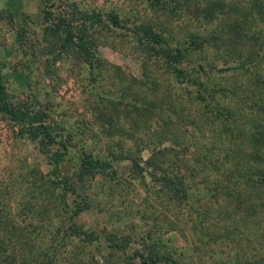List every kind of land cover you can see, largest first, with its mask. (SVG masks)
I'll use <instances>...</instances> for the list:
<instances>
[{
    "label": "rangeland",
    "instance_id": "rangeland-1",
    "mask_svg": "<svg viewBox=\"0 0 264 264\" xmlns=\"http://www.w3.org/2000/svg\"><path fill=\"white\" fill-rule=\"evenodd\" d=\"M237 1L0 0L7 98L44 110L67 145L55 169L62 142L20 133L0 111V217L26 220L24 233L37 246L21 247L18 262L142 264L143 255L162 264L159 255L171 254L181 264H264V113L241 102L242 91L237 97L222 89L235 92L231 84L247 67L237 68L241 56L253 49L241 26L258 20L254 0ZM227 28L236 45L228 41L215 53ZM181 40L182 48L199 42L197 51L182 49L183 62L207 64L191 74L212 92V103L226 105V120L216 107L205 114L187 105L185 115L166 109L167 100L192 96H182L177 64L161 53L166 45L180 50ZM259 57L264 64V50L252 64ZM85 156L106 165L80 178ZM173 174L181 177L179 192L160 181ZM224 190L238 191L243 203ZM77 206L84 209L70 221ZM30 222L44 223L35 240ZM69 225L61 244L44 247ZM72 226L83 233L74 235Z\"/></svg>",
    "mask_w": 264,
    "mask_h": 264
},
{
    "label": "trees",
    "instance_id": "trees-1",
    "mask_svg": "<svg viewBox=\"0 0 264 264\" xmlns=\"http://www.w3.org/2000/svg\"><path fill=\"white\" fill-rule=\"evenodd\" d=\"M254 1L255 2L252 4V6L256 5L259 8L258 9L255 6L253 9L254 14L258 16V20L253 19L250 22H247V23L245 22V24L241 26L244 31V36L253 40V49L246 56H241L242 58H246V59L243 61L242 65L238 66L237 68L238 69L245 68V64H247V67L236 75L237 77L236 81L239 83L236 84V81H235L234 83L231 84L232 87L235 88V92L230 91L226 88H222V89L223 91H226L225 93L227 94H233V93L237 94V97L240 96L239 92L242 91L244 93V96L242 97L241 102L243 101L244 104L248 105L249 108H254L256 109L258 114H261V113H264V64H261L260 57H259V62H256L255 64H252V63L255 62L260 51L264 50V0H254ZM237 2L239 3V1ZM242 2L243 0H241V3ZM241 7L242 9H245L243 5H241ZM247 11H248L247 14L250 15L249 14L251 12L250 9ZM47 13H48V17H50L49 12H46V14ZM108 18L114 24L116 25L119 24L118 18L114 13H111L110 15H108ZM61 21L64 22L63 20ZM57 25L58 24L56 23V26ZM65 25L69 27L67 23H65ZM121 27H125V26H121ZM231 30L232 28H227L226 33L225 31H222L224 35L219 36L218 38L215 39L216 41H214V44L216 47L215 49L217 50V52L215 53H220L219 49L222 48V45L226 46L228 41L231 45H236L235 40L228 39ZM70 34L71 32L69 33V35ZM153 37L155 38L156 35ZM152 41L160 42L158 38L153 39ZM185 41L186 40H181L179 42H176V43H180V46L178 47V49L180 50L173 51L172 47H170L169 45H166L165 48L164 47L162 48L161 53L163 54L165 62L168 63L169 61H175L174 63L177 64L175 65L173 69L174 71L177 72V74L180 77L182 76V79L184 80L181 82V84L183 85L181 87L182 96L184 95L183 92L191 93L192 96L191 98H188L189 101H186V102H181L180 100H177L174 98L167 100L166 109L168 110L167 104H169L170 110L172 112H175L176 110H178V108H181L182 110L181 113L185 115L186 111H183V110L187 109L188 107L187 105L195 104L196 106H198V109L202 110L205 114H207L208 112L211 113V111H213L214 108L216 107L215 114L218 115L221 120L223 119L226 120L227 117L225 116V113L221 111V108L226 109L225 107L226 105H222L219 102L212 103L211 102L212 92L210 94V91L207 88V86H204L203 82H201L197 77L191 74V71H194V70H205V68L207 67V64L205 66L202 63L198 62V63H195L194 66L187 67L185 65V62H183L185 60L184 59L185 56H184V51H182V49L192 48L191 50L193 51L195 48L194 51H197L198 49L197 45L199 44V42L197 41L190 42L188 46H185L184 48H182L181 45ZM65 43H69L68 45H71L70 40H67V42ZM194 45H196V47H194ZM80 52L84 55L85 59H87V61L90 64L93 63V60L91 58L92 54L90 53L91 49L89 46H87L83 42L80 46ZM246 75H247V78H246ZM188 76L190 77L191 80L188 79ZM32 105L33 104L29 103L28 101L11 102L7 98V93H6V89L4 86V82H3L2 74L0 70V111L1 113L6 115L9 119L14 121L18 125L20 133L31 135L32 137L36 139L45 141V143H47L48 145L52 143H59L58 141H61L64 150L62 149L63 152L57 153V155L59 156L58 158L54 159V161H56L55 169H58V166H57L59 163L58 160L62 159L61 158L62 155L66 153L67 151V145H66L65 139L61 137L60 132L57 131L58 126L55 124L53 125V122L49 120L50 118L48 114L44 110L37 109L36 107H32ZM166 109H164V111H166ZM165 115L167 114L165 113ZM184 117L185 116H183V118ZM168 118L170 119V116H168ZM165 124H167V122H165ZM58 136H60V140ZM125 157L126 156H123L120 158H125ZM221 157L222 156H215L214 158L217 161H219ZM232 159L229 160V163L233 161ZM236 161H239V157L237 159V156H236ZM105 163H106L105 160L85 156L84 159L81 160L80 172L78 173V177L82 178L84 175L89 174L90 172L98 171L101 165L102 166L106 165ZM261 174H264V171H262ZM177 178L179 181L181 180V177H178V175L176 176V174L175 175L173 174L170 177H166L165 175H163L162 177H160V181L164 184L165 187L169 188L171 191L173 190L174 192H176L178 189V192H179V188H177L178 184L176 185V182H175ZM63 182H64V187H66L67 188L66 190L69 191L71 188H68L67 180L63 179ZM224 191L227 194H231L233 198L239 200L238 204L243 203V199H240L241 195L239 194L238 191H230V192L228 191L226 192V190ZM83 209L84 208L81 206H77L76 208H74L69 215L70 221L74 216H77L79 213H81ZM25 221L26 220H24L23 218L22 219L18 218L17 220L15 219L13 221L12 219L9 220V219L0 217V224L3 223L2 226L0 227V264H22L21 262H18L16 260L17 259L16 253L19 250H21V247L23 248L22 251L27 249L25 244L28 245L29 247L31 246L29 250L31 249L33 250L35 247H37L36 242L33 245H30V240H28L26 234L24 233L26 229L25 227H23L25 225ZM35 222L33 223L30 222V225H33L35 227L33 229L36 232V234H33L34 240H35V237L40 236L39 230H41L42 227H44V223L42 226L39 227V224L38 223L36 224ZM62 223H64L65 225V222H62ZM72 227H73L72 228L73 231L77 230V232H75L76 234L74 235L80 236V234L83 233V231L80 232V229H78L79 227H76V226L75 227L72 226ZM68 228L70 230L71 225H69V227L66 226L64 229H62V226H61V228L55 230V234H53L52 238L46 237L43 240L44 247L46 248L53 247L54 246L53 242L55 241H56V244H61L64 241V237L66 236L65 232H68L67 231ZM17 229H19V234H18ZM60 231H62V234H63L61 236H59ZM50 241L52 243L48 246V243ZM26 255L28 254L26 253ZM47 255L48 253L45 252L44 257H47ZM140 257H141L142 264H151V262H149L148 259L146 260V258H144L143 255H140ZM159 257L160 258H157V259L159 260V263L162 262V264H181L180 260L171 254L159 255ZM24 262L28 263L27 257L24 258Z\"/></svg>",
    "mask_w": 264,
    "mask_h": 264
}]
</instances>
